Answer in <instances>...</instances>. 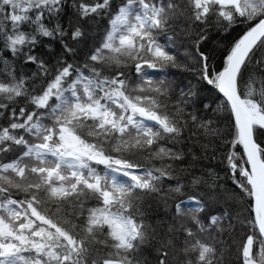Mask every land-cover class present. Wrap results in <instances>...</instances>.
I'll return each instance as SVG.
<instances>
[{"label": "snow or ice", "instance_id": "1", "mask_svg": "<svg viewBox=\"0 0 264 264\" xmlns=\"http://www.w3.org/2000/svg\"><path fill=\"white\" fill-rule=\"evenodd\" d=\"M0 264H264V0H0Z\"/></svg>", "mask_w": 264, "mask_h": 264}]
</instances>
